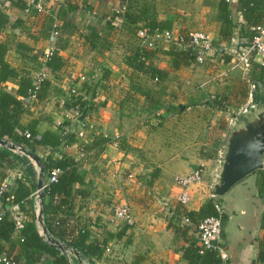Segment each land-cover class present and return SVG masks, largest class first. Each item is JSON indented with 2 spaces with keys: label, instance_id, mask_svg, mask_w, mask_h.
<instances>
[{
  "label": "crops",
  "instance_id": "obj_1",
  "mask_svg": "<svg viewBox=\"0 0 264 264\" xmlns=\"http://www.w3.org/2000/svg\"><path fill=\"white\" fill-rule=\"evenodd\" d=\"M25 3L28 9L34 8L32 0ZM34 3L40 10L37 16H29L27 11L0 0V10L9 23L14 18L26 21L21 28L8 26L0 30V42L7 41L5 60L18 73L30 80L39 72L45 75L47 87L40 93L41 99L31 103L27 98L22 100L29 114L21 122L37 119L38 134L60 135L58 121L77 130L79 125L64 118L74 115L73 108H64V100L72 96L88 102V94L93 91V110H84L78 117L84 127L83 138L75 136L68 144L62 142L57 150L77 163L83 177L80 189L86 196L75 201L73 218L87 230L88 243L105 242L94 264H132L134 258L136 264H186L180 253L185 244L171 226L176 219H183L173 215L180 192L174 178L196 168L203 170L201 184L190 191L186 207L197 211L207 200V187L221 169L232 134L251 119L252 112L254 116L262 112L250 104V99L230 113L215 112L206 104L232 80L247 81V69L234 64L235 53L249 41L248 27L262 21L261 4L254 2L241 9L237 0L226 3L231 26L222 31L220 0ZM125 14L133 21L124 18ZM49 19L52 31L44 27ZM151 20L169 23L174 37L194 31L207 35L212 47L210 57L201 64L172 69L165 44L146 48L138 37V30ZM141 49L153 54L139 70L133 56ZM54 51L66 63L65 74L53 76L44 65ZM149 67L164 73V79L150 78ZM16 81H8L2 88H14ZM50 153L42 147L35 150L39 158ZM30 164L35 177L34 188L22 204L27 214L35 211L36 171ZM256 173L216 197L225 214L220 235L226 251L224 264H255L259 243L264 239L260 228L264 173ZM23 174L20 166L7 173L13 182L20 179L31 189ZM119 205L128 207L129 223L113 218V209ZM17 227L12 238L17 235ZM69 262L76 263L72 256ZM42 264H50L47 255L42 256Z\"/></svg>",
  "mask_w": 264,
  "mask_h": 264
},
{
  "label": "trees",
  "instance_id": "obj_2",
  "mask_svg": "<svg viewBox=\"0 0 264 264\" xmlns=\"http://www.w3.org/2000/svg\"><path fill=\"white\" fill-rule=\"evenodd\" d=\"M6 2L21 11H27L29 16H37L38 11L34 8L28 9L25 0H6ZM34 2L35 0H32L33 4H35ZM254 2L260 3L258 0H237V5L238 8L245 9L249 4ZM221 3L223 5L222 12L224 16H220V21L222 23V31H226L231 25L225 11L226 3ZM124 18L130 19V21L134 19L127 14L124 15ZM11 21L9 23L7 17L0 10V30L8 26L10 28H21L26 22L16 18ZM44 27H46L47 31L54 30L52 20H46ZM249 27L250 39L251 33ZM142 29L147 30L148 34H151L154 30L169 31L170 24L151 20L145 23ZM47 36L48 34L44 35V38H47ZM180 37L182 43L172 40L155 42L156 47L162 43L167 46L170 65L174 70L180 66H187L193 63L196 54L195 51L185 46L187 33L181 32ZM7 44V41L0 42V139L22 146L33 155H36L35 150L38 147L52 151L46 157L40 158L44 167L43 179L44 183H46V186L42 190V220L44 226L53 238L76 250L85 258L88 264H94V260L101 257L105 242L97 243L92 241L88 243L89 234L87 230L82 228L73 218L75 201L86 196V193L80 189L84 185L83 177L78 171L77 163L60 154L57 150L62 142L64 144L72 142L75 134L73 131L64 137L50 132L38 134L35 130L38 123L37 119H30L26 123L21 122L22 117L29 114L27 106L23 104L22 100L29 97L34 86L26 75L18 73L5 60ZM152 54L151 51H146L145 49L136 52L133 56V62H136V69L141 70L143 65H147V60ZM44 65L53 76H57L59 73L65 74L66 63L55 51L51 52L46 58ZM148 74L150 78L157 81L165 77L164 73L155 67H149ZM246 74L247 81L232 80L222 93L209 97L206 104L215 112L230 113L242 108L248 99H250V104L261 109L264 113V56L261 59V63L250 61ZM10 80H17L15 87L2 88ZM46 87L47 82L41 81L35 94V101L41 99L42 95L40 93ZM88 96L90 99L88 102L79 101L72 96L67 97L64 100L63 106L65 109L77 108L80 113L84 110L91 111L93 110L91 103V100L94 98L93 91H90ZM66 125L67 123L63 122L61 127ZM14 166L23 168L24 181L29 184L31 189L25 186L20 179H17L13 182L14 186H12L11 190L6 191L1 196L2 206L16 205L20 213L22 215L26 214V217H23L24 215L19 217V225L17 227L15 219L11 217L9 211L4 210V214L0 220V254H3L11 262L22 264H42L43 255H47L50 259V264H69L63 255L57 250L50 248L43 241L36 229L33 214H27V211H24L22 204L34 188L35 172L32 165L26 157L0 147V183ZM53 170L59 171L55 182L47 183ZM257 173L262 174L261 171H257ZM215 206L221 209L222 232L225 214L218 198L205 200L197 211L188 210L179 204L174 208V217H183L188 220L186 225H180L179 219H176L177 223L171 225L174 228L175 236L180 237L185 244L181 247L180 253L181 259L186 264H224L215 250L206 249L199 253L201 247L197 242L196 226L203 218L216 215ZM16 227L17 235L15 238H12ZM260 228L264 231V210L260 214ZM189 232H191L190 235ZM136 262L137 260L134 258L132 264H136ZM254 263L264 264V239L259 243Z\"/></svg>",
  "mask_w": 264,
  "mask_h": 264
},
{
  "label": "built area",
  "instance_id": "obj_3",
  "mask_svg": "<svg viewBox=\"0 0 264 264\" xmlns=\"http://www.w3.org/2000/svg\"><path fill=\"white\" fill-rule=\"evenodd\" d=\"M224 3H229L233 0H220ZM263 9V19L260 23L250 26L249 31L251 33L250 39L238 53H235L234 64L236 67L246 70L249 67L250 61L255 59L261 60L264 56V0H258ZM36 11L40 10L39 5L36 3L32 5ZM138 37L142 40V45L146 48L153 49L156 41H178L182 43L181 37H174L170 31H157L154 30L151 34H148L147 30H140ZM185 46L189 47L195 51V59L193 64H201L203 61L210 57L212 47L210 45V39L207 35L199 31L190 32L187 34V41ZM45 80V75L39 72L36 76H33L31 80L33 83V91L30 92L28 101L31 103L35 101V94L41 81ZM155 80V79H154ZM156 81V80H155ZM74 115L69 117L64 115V118L71 119L72 124L75 123L78 126L77 130H73L75 136L78 139H82L84 136L83 125L79 123L78 117L80 116V111L77 108H73ZM79 123V124H78ZM62 122L58 121L56 126L60 129V136L64 137L72 131V126L67 124L61 127ZM61 127V128H60ZM27 136V135H26ZM219 163V162H218ZM261 172L264 173V158L261 159ZM59 173L58 170H53L50 173L47 183L55 182L56 175ZM216 175V174H215ZM215 175L213 176V181L207 187L206 199H214L216 196L213 194V185L215 180ZM203 177V170L201 168H196L184 176H179L174 178L175 185L180 189L179 194L176 197V202L182 206L187 207L190 204V191L201 184ZM13 186V179L10 176H6L0 183V220L4 214V210H8L11 217L15 219L16 225H19V212L16 205L13 206H2L1 196ZM46 186L43 182L42 190ZM34 196V194H33ZM6 207V208H4ZM216 215L205 217L200 220L196 226L197 231V242L201 247L199 253L202 250L212 249L217 252L220 260L224 263L226 260V251L220 244V233H221V209L215 206ZM16 212V214H15ZM18 213V214H17ZM113 218L119 222L129 223V211L126 205H119L113 209ZM188 220L183 218L179 221L180 225H186ZM108 251V249H105ZM0 263L3 264H22L19 262H11L7 260L3 254H0Z\"/></svg>",
  "mask_w": 264,
  "mask_h": 264
},
{
  "label": "water",
  "instance_id": "obj_4",
  "mask_svg": "<svg viewBox=\"0 0 264 264\" xmlns=\"http://www.w3.org/2000/svg\"><path fill=\"white\" fill-rule=\"evenodd\" d=\"M83 117L81 115L80 119ZM0 147L15 154L26 157L35 167L36 183L33 198V220L39 229V235L50 247L63 255L68 263L72 256L75 264H88L85 258L76 250L53 238L46 230L42 220V185L44 182V167L40 158L31 154L22 146L9 143L0 139ZM264 155V113L261 112L242 125L238 132L232 134V139L227 146L226 155L221 163L219 173L215 175L213 194L216 197L223 196L231 187L244 179L247 175L261 170V159Z\"/></svg>",
  "mask_w": 264,
  "mask_h": 264
},
{
  "label": "rangeland",
  "instance_id": "obj_5",
  "mask_svg": "<svg viewBox=\"0 0 264 264\" xmlns=\"http://www.w3.org/2000/svg\"><path fill=\"white\" fill-rule=\"evenodd\" d=\"M254 117V112L251 113V118Z\"/></svg>",
  "mask_w": 264,
  "mask_h": 264
}]
</instances>
